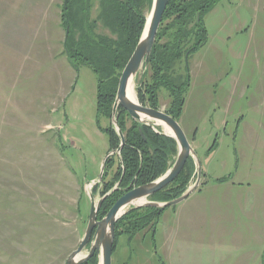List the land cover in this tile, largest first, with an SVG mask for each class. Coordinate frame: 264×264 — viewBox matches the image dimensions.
<instances>
[{"label":"rangeland","instance_id":"obj_1","mask_svg":"<svg viewBox=\"0 0 264 264\" xmlns=\"http://www.w3.org/2000/svg\"><path fill=\"white\" fill-rule=\"evenodd\" d=\"M62 2L0 0V264H65L84 235L89 194L101 198L93 183L108 154V120H96L95 74L75 71L63 53ZM202 22L207 41L185 60L190 81L177 122L210 183L243 184L255 198L257 240L244 224L218 234L257 241L264 264V0H217ZM142 73L132 82L136 101ZM168 101L162 91L159 109ZM177 207L129 242L119 237L112 264H167L160 229Z\"/></svg>","mask_w":264,"mask_h":264},{"label":"trees","instance_id":"obj_2","mask_svg":"<svg viewBox=\"0 0 264 264\" xmlns=\"http://www.w3.org/2000/svg\"><path fill=\"white\" fill-rule=\"evenodd\" d=\"M152 2L63 0L60 6V25L64 34L68 30L63 40V53L68 63L75 71L81 65L87 66L97 79L96 120H108L103 129L108 138V153L120 145V137L109 123L118 81L141 37ZM216 3L217 0L168 1L149 63L143 67L139 80L137 97L142 105L159 109L160 94L165 91L169 100L165 113L178 120L190 81L185 60L206 44L207 32L202 16ZM94 8L96 16L91 18ZM116 120L125 142L119 156L114 154L106 160L102 182L93 187V193L98 191L103 197L116 185L118 189L104 199L97 220H101L124 193L163 176L177 155V144L172 138L140 125L121 107L117 109ZM195 178V165L189 158L179 176L149 200L172 201L180 197ZM163 210L143 207L127 211L115 224L112 253L119 237L125 235L129 242L147 226L154 228ZM84 264H98L97 255Z\"/></svg>","mask_w":264,"mask_h":264},{"label":"water","instance_id":"obj_3","mask_svg":"<svg viewBox=\"0 0 264 264\" xmlns=\"http://www.w3.org/2000/svg\"><path fill=\"white\" fill-rule=\"evenodd\" d=\"M168 1L169 0H153L152 6L145 20L141 37L129 61L121 73L111 112V124L117 135L120 137V147L105 156L101 165L98 181L93 184L95 186L102 182L106 160L114 154L119 156L122 146L124 145V137L116 120V113L119 107L126 111L131 119L140 125L162 128L163 134L172 138L176 142L177 155L173 164L163 176L151 183L136 187L125 193L114 203V205L101 220H97V215L101 204L105 198L110 196L118 189V185H116L111 191H109L96 202L93 200L91 192L89 194L90 211L84 235L82 236L77 249L68 256L65 264H84L94 255H97L98 264H112V250L115 243V224L127 212L124 211L123 213H120L121 210L125 208H129L130 210L143 207L165 209L176 206L187 199L189 195L193 193L200 185V180L202 178V168L200 161L197 158L194 149H192L185 133L182 131L179 123L172 117L168 116L164 111L144 107L138 102H131L127 97V88L131 79L133 80L138 75L139 71L143 67H147L149 63V58L152 52L154 41L156 39L157 31L161 24ZM67 34L68 30L65 33V37ZM164 128H166L169 133H166ZM141 136L143 137L142 133ZM189 158L193 160L195 165L196 179L194 184L187 188V190L180 197L172 201L165 203L148 201L147 199L149 197L166 188L179 176ZM140 199H145V202L143 204L135 205L134 202ZM87 248V253L82 255L84 250Z\"/></svg>","mask_w":264,"mask_h":264},{"label":"crops","instance_id":"obj_4","mask_svg":"<svg viewBox=\"0 0 264 264\" xmlns=\"http://www.w3.org/2000/svg\"><path fill=\"white\" fill-rule=\"evenodd\" d=\"M203 175L204 183L199 191L195 190L179 203L173 212L174 220L160 229L165 240L163 247L167 264H179V261H188L189 258H208L209 264H259L257 241L242 243L234 236L237 242H232L231 239L221 240V234H218L222 227H230L229 232H232L244 224L247 228H242V232L254 235L253 239L257 240L253 227L258 224L255 198L243 193V184L228 180L210 183L208 173ZM224 214L230 217L226 218Z\"/></svg>","mask_w":264,"mask_h":264},{"label":"bare ground","instance_id":"obj_5","mask_svg":"<svg viewBox=\"0 0 264 264\" xmlns=\"http://www.w3.org/2000/svg\"><path fill=\"white\" fill-rule=\"evenodd\" d=\"M129 59H130V58H129ZM128 61H129V60H128ZM126 64H127V63H126ZM132 82H133V80L131 79V81H130V83H129V86H128V88H127V97H128V99H129L131 102H135V103H137V101H136V96H135L134 89H133V85H132ZM164 131H165L166 133H169V131H168L166 128H164ZM144 202H145V199H140V200H136V201L134 202V204H135V205H139V204H143ZM126 209H127V208L121 210L120 213H123L124 211H126Z\"/></svg>","mask_w":264,"mask_h":264},{"label":"flooded vegetation","instance_id":"obj_6","mask_svg":"<svg viewBox=\"0 0 264 264\" xmlns=\"http://www.w3.org/2000/svg\"><path fill=\"white\" fill-rule=\"evenodd\" d=\"M142 69H143V68H142ZM118 82H119V81H118ZM138 101H139V100H138ZM138 101H137V102H138ZM139 104L142 105L140 102H139ZM142 106L146 107L145 105H142ZM147 108H150V107H147ZM152 109H153V108H152ZM157 110H160V109H157ZM162 111H163V110H162ZM125 112H126V111H125ZM164 112H165V111H164ZM126 113H127V112H126ZM128 116H129V115H128ZM168 116H169V115H168ZM129 117H130V116H129ZM130 118H131V117H130ZM150 128L153 130L154 133L159 134V135H164V134H163V130H162L161 128H158V127H157V128H156V127H150ZM164 136H166V135H164ZM123 137H124V135H123ZM141 137H142V136H141ZM142 138L145 139L144 137H142ZM188 141H189V140H188ZM124 142H125V141H124ZM120 143H121V140H120ZM189 143H190V142H189ZM119 147H120V145H119ZM117 149H118V148H117ZM138 187H139V186H138ZM135 188H136V187H135ZM133 189H134V188H133ZM131 190H132V189H131ZM131 190H129V191H131ZM129 191H127V192H129ZM127 192H126V193H127ZM124 194H125V193H124ZM124 194H123V195H124ZM123 195H122V196H123ZM122 196H121V197H122Z\"/></svg>","mask_w":264,"mask_h":264}]
</instances>
